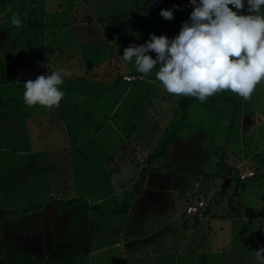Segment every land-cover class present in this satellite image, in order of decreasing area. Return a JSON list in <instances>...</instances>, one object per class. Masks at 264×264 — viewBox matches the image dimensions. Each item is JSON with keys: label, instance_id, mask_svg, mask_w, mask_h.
<instances>
[{"label": "rangeland", "instance_id": "1", "mask_svg": "<svg viewBox=\"0 0 264 264\" xmlns=\"http://www.w3.org/2000/svg\"><path fill=\"white\" fill-rule=\"evenodd\" d=\"M0 1V105L4 107V110L0 111V115H12L11 113L15 112L12 109L14 108V102L18 97L11 95L13 87L8 86L6 91L3 89L8 83L11 84L17 81L12 80L9 82L10 78L12 79L8 70L11 65L10 59H14V57L10 55L14 51L9 52V50L12 49V47H26L27 49L28 45L32 44L35 46L33 50L30 49L26 52L22 50V53H24L26 57L42 56L46 50L41 44L44 41H41V38L46 31L37 24L38 21L43 22L40 13H37V17L35 16L36 14L33 15L31 22L25 21V18L22 19L20 27L12 25L10 23V17L13 12L20 15L21 7L23 8V1L17 0V3H14L16 0ZM57 1H59V7H55ZM71 1L72 4L75 2H79V5L81 4V0H46L50 8L46 12V15L49 13L47 15L48 19H46V21H48L49 30H53L57 35L69 38L71 41L79 38L93 39L102 36V40L106 39V45L98 44L99 42H87L89 43V57L95 56L92 58L94 60H89L88 66L81 70H79V65L82 66L85 63L76 60L75 65L79 70V75L88 77L92 76L93 73L96 74L95 70L103 69L108 64L112 69L111 73H108L106 68L101 71L99 82L100 86L104 89H102L103 92L98 91L99 95L96 94V96L91 98L95 109L93 111H87L85 115L87 101L86 99H82L76 103L79 109L75 110L73 113H80L81 118L88 117V119H91L93 116L92 121L99 124L106 119V116L107 119H109V113L114 110V113H116L113 120L114 122H111L110 126L107 125V127L102 128V132L98 133L95 143L98 146H106V140L110 138L111 144L107 142L108 145L110 144V147L115 148L116 145L122 144L123 146L119 148L124 149L125 146L129 147L131 145L122 142L123 137L118 135L115 131V127L117 129V127L119 128L121 125H124L121 120L122 117L130 113L136 118H140V111H143L142 107H148L150 104L156 103L157 101L168 105L167 110H165L166 112L164 111V113H167L170 109L178 106L177 104L181 95L165 92L160 86L159 81L155 79V70L148 73L147 76H143L142 79H139V77L136 79L135 74L137 72L135 71L134 65L132 63H121L119 56L122 55L124 47L129 44L144 43L145 40L149 39V33H154L156 35L163 34L170 38L176 35L179 31L181 22L188 18L192 6L189 4V0H147L142 6L138 5V2H141V0H108L107 3H105L104 0H92L90 7L101 8H97V15L99 14L100 16L98 18L102 20L100 23L94 20L87 22L88 24L85 26V29L81 24L75 23L73 17V10H75V8H72L70 4ZM41 2L42 0L35 1V5L40 6V9ZM161 8H172L173 18L171 20L162 18L159 15V10ZM245 11L246 8H242L238 11V14L245 13ZM36 12L38 11L36 10ZM55 19H57V24L53 23ZM84 32H89L90 37H86L87 33L84 34ZM94 50L100 52L94 53ZM105 53H108L109 56L105 57ZM149 54L152 55L153 58L155 57L154 52L150 51ZM66 64L65 62L51 63V68L54 69L57 68V66L60 67ZM2 65L5 66V70H2ZM154 67H158V65ZM13 68L12 66L11 69ZM2 71L4 74H2ZM37 72L45 73L46 68L40 66ZM73 72L75 71L71 69L64 75L69 76ZM137 76H142V74L139 73ZM19 77L24 78L23 73L20 74L19 72ZM128 78H130V80ZM21 96L23 100V95ZM156 96L159 97V99L156 98ZM223 96L224 98L209 104H193L189 109V116L187 119L188 127L186 126L180 131L182 132L181 137L186 139L185 137L188 135V132L197 131L199 128L201 132L204 131L206 134L210 135L212 146L214 150L217 151L218 162H222L223 156L226 154L236 153L239 154V156H249L256 149L257 152L253 155L252 161L258 163L260 161L258 160L260 157L259 155L261 153L264 154V80L256 85L250 98L247 100H244L242 97L228 90ZM76 97L77 95L74 96V99H76ZM95 101L98 103L97 105H95ZM115 101H120V103L115 105ZM132 102H134V105L131 106ZM100 103L105 104L100 105ZM73 104H75L74 101ZM32 107H34V105H32ZM43 107H45V105H43ZM157 112L160 113V110L158 109ZM37 114L43 115L41 111H38ZM89 114L92 116L89 117ZM164 118L165 115L162 114V121L165 120ZM239 118L244 126L241 125V127H239ZM84 121L85 123L83 125H79V121L75 120L73 125L70 124L67 126L68 128L70 127L68 131L70 137H74L75 134L73 133H76L78 138H82L88 136L89 132H98L99 127H96V124H87V120ZM232 121H236L235 125L230 124ZM68 122H73L72 117L68 119ZM126 122H128V119H126ZM45 124L46 126H50L51 123L46 120ZM147 126H144L145 128L143 129L152 128V132H157L155 124ZM242 126L244 128V134ZM239 134L240 138L238 137V139L236 138L235 140L233 136H239ZM143 136L144 135H142V139H145L144 144L147 145L146 147L151 146L153 143L152 141H148L149 135L147 134L144 138ZM152 137H154L153 133L151 138ZM55 138L60 140V136H56ZM224 150L228 151V153ZM179 155H181L180 152ZM148 159L147 157L146 160ZM178 159L181 160L182 157ZM12 162L13 158H8L7 160L4 157V159H0V209L4 208L10 212L20 205V203H24L22 207L26 206L30 209L20 213L7 212V216L4 215V217H0V264H136V261H138L139 264H184L183 262H178L180 255H165L167 253H162L159 247L155 249L153 244L146 246V252L150 251L153 253L145 255V257H142L141 254H131L122 260L124 257L122 254L124 252V235H130L133 229L141 230V228H138L140 223H137L136 217L141 218L151 209V206H146L144 204L146 196L142 199L134 198L131 204L132 207H130L131 209L129 208L123 211V214H111L105 215V217H103V215L100 216L99 213H95L92 209L86 212L84 209V202H86L87 199L84 200L85 198H83V202H80L79 205L63 204L62 206L52 207L51 202L53 199L50 196L46 199L50 204L44 205V207L40 206L38 207L39 210L35 211L36 207L33 206L31 208L30 206L32 204L31 202L30 204L27 203L28 199L20 197L21 193L24 191L23 187H20L15 179ZM166 162L169 164L170 160H166L162 162V164ZM148 163L150 164V160ZM177 163L175 164L176 166H184L185 164L184 161H182V163ZM34 165L37 166L35 163ZM215 165L216 164H214V166ZM46 167H48V165H45V169ZM198 176H200V174H197L196 178H193L191 181L192 187L190 190L194 189L193 186ZM227 176L230 177L231 181L229 185H227V189L232 190V185H239L235 194L233 192L226 193L225 200H231L235 196L238 201L246 200V204L252 207L251 210H247L249 216H251V221H248L247 229L242 228L240 224L238 225L236 231L237 241H234V244L231 245V247H233L232 250L235 251V245L241 244L239 246L242 249L241 252L234 255L232 253H222L216 256V259L217 261L219 259L224 260L225 264H264V254H261V256L257 255V250L260 246L259 237H252L253 233H256L258 225L259 228L262 227L264 229V219L260 218L264 216V175H258L255 178L250 180L247 179L239 183V170L237 168L233 169L231 174ZM40 178L44 180L47 179L45 170ZM25 182L26 178L22 186L25 185ZM243 184L245 187H242ZM47 186L51 187L52 185L46 183V187ZM55 188L53 189L55 190ZM132 188L133 185L131 186V189ZM222 190L221 187L219 194L222 193ZM193 191L196 193V190ZM126 192L127 190L122 193V197H124ZM181 192L182 193L179 192L178 194L179 203L177 202L176 212L180 214L184 213L183 215H185L187 212V201L190 199L188 195L189 189L181 190ZM237 193H239L238 198ZM61 196L66 195L62 192ZM105 197L106 196L100 201V203L102 202V205H100L103 207V210H105L104 212H113L121 207V205H112L114 204L112 201L114 200V202H117V199H105ZM137 199L138 201L133 205L134 201ZM222 199L223 198H219V200ZM36 200L37 199H35L34 202H37ZM197 201L198 198L196 197L192 199L190 203ZM121 202H123V200H121ZM225 205L226 204H224L223 207H225ZM52 208H54V211L51 210ZM163 208V206H158V209ZM61 212H64V215H61ZM158 215L159 214L155 213L154 217L158 219ZM120 231L122 232V236H120ZM165 231L163 233H166ZM170 231L171 229H168V232ZM222 233L223 236L227 237L226 232ZM222 233L220 232V234ZM206 234L208 239H206L204 242L205 245L199 248L198 251H205L208 248L211 251L212 232ZM161 235L162 238H164L161 233L157 234L155 237L158 238ZM244 237H246L245 240ZM13 244L15 252L10 255L7 253V250H10ZM226 244L227 242H224V245ZM134 248L135 247H132L131 249ZM187 249L189 248L184 249L182 255L183 261L185 260L184 257L188 254ZM227 249H229V247H226V250ZM201 251L196 256L188 257L187 260L184 261L185 264H198L196 263V259L198 257L200 258L202 255ZM159 254L163 256L160 257ZM209 256L213 259L211 255ZM139 257L140 259H138ZM202 262L203 261H199V264H202ZM224 263L219 262L215 264Z\"/></svg>", "mask_w": 264, "mask_h": 264}, {"label": "crops", "instance_id": "2", "mask_svg": "<svg viewBox=\"0 0 264 264\" xmlns=\"http://www.w3.org/2000/svg\"><path fill=\"white\" fill-rule=\"evenodd\" d=\"M22 1L23 8L21 7L20 15L23 14L25 17L34 13L37 17V13H40L41 20L43 19V22L40 21V27H43L46 32L43 33L41 41H44L41 44L46 51L40 57H26L22 50L24 52L30 49L33 50L35 46L32 44L28 45L27 49L26 47H12L9 50V52L14 51L10 54L14 59H10L11 65L8 70L12 79L10 78L9 82L12 80L17 81L11 84L8 83L9 85L7 84L3 89L6 91L8 86L13 87L11 95L17 96L18 99L14 102V108L12 109L15 112L11 113L12 115H0V159H4V157L7 160L13 158V173L24 191L20 197L28 199L27 203L30 204L31 202L30 207H36L35 211H38L40 206L44 207V205L50 204L46 201L50 196L53 199L51 202L52 207L62 206V201L72 198H85L84 200L87 199L89 205H102L100 201L104 196H106L105 199H117V202L112 201L114 203L112 205L119 206L122 203L121 200H123L122 193L130 190L131 186L138 181L141 168L148 167L145 184L136 198L142 199L146 196L144 204L151 206V211L149 210L141 218L136 217L137 223H140L138 228H141V230L133 229L130 235H124V252L122 253L124 257L122 260L131 254H141L142 257H145V255L153 253L146 252V246L153 244L155 249L159 247L162 253H167L165 255H180L178 262L185 264L184 261L188 257L200 253L201 250L198 251V249L205 245L204 242L208 239L206 233L208 232H212L211 251L209 248L201 251L202 255L196 259V263L199 264V261H203L202 264L224 263V260L219 259L217 261L216 256L222 253H232L233 255L240 253L242 249L239 246L241 244L235 245V251L232 250L231 245L234 244V241H237L236 231L238 225H242L244 229L248 228V221H251V216H249L247 210H251L252 207L246 204V200L238 201L236 196L231 200H225L226 193L233 192L235 194L239 185L234 184L231 187L232 190L227 189V185L231 182L230 177L227 175L237 168L240 173L241 169L245 167L257 169V174L254 177L247 178L249 180L258 175H264V154L259 155L258 160L260 161L258 163L252 161L253 155L257 152L256 149L249 156H239L236 153L226 154L223 156L222 162H218L217 151L212 146L210 135L204 131L201 132L198 128L197 131L188 132L186 139L181 137L182 132H180L179 138L172 141L167 155L151 158L149 164L146 160L147 157L149 158L154 152L164 130L168 127L178 109V106H176L177 108L174 107L164 113L168 105L162 104L160 101L150 104L148 107L143 106V111H140V118L128 113L121 119L124 125L120 124L121 127H117V129L115 127L117 134L123 137L122 142H126L131 146H125L124 149H120L123 146L122 144L116 145L115 148L110 147V138L106 140V146H98L95 143L96 137L98 133L102 132V128L107 127V125L110 126V123L114 122V116L116 115L114 110L109 113V119L106 116V119L99 124L92 121L93 116L91 114H89V117L92 116V118L88 119V117L81 118L80 113L73 112L79 109L76 103L82 99L87 101L85 115L87 111H93L95 106L91 98L96 94L99 95L98 91L103 92L102 89L104 88L100 86L99 82L100 74L105 68L108 73L112 72L109 64L103 69L95 70L96 74L93 73L90 77L78 73L79 70L88 66L89 60H94L92 58L95 57H89V43L87 42H99L98 44L106 45V39L102 40L103 37L99 36L93 39L79 38L71 41L69 38L57 35L55 31L49 30L48 21H46L49 14L46 15V12L50 9L46 0H42L41 9L40 6L35 5L36 0ZM17 2L16 0L14 3ZM91 2L92 0H81L80 5L79 2L73 4L72 1L70 2L72 8H75L73 10L75 23L81 24L85 29L87 22L94 20L100 23L102 20L98 18L100 15H97V8H101L90 7ZM104 2L107 3L108 0H104ZM146 2L147 0H141L138 5L142 6ZM55 7H59V1L56 2ZM53 23L57 24V19L53 20ZM84 34H86V37H90L89 32H84ZM93 52L100 51L94 50ZM107 56H109L108 53H105V57ZM76 60L85 63L82 66L79 65V70L75 65ZM61 62L67 63L63 65L64 68L72 69L75 72L69 76L64 75L63 82L60 85L64 89V95L60 98L59 103L51 106L45 105V107L42 104H34V107L24 104L21 99L22 84L29 78H35L39 74L37 70L40 66L46 68L47 72L52 70L51 63ZM12 66L13 69H11ZM3 69L5 70V66L2 65ZM19 72L20 74L23 73L24 78L19 77ZM2 74H4L3 71ZM75 95H77L76 99H74ZM156 98L159 99L157 96ZM73 101L75 104H73ZM119 103L120 101H117L115 105ZM97 104L95 101V105ZM104 104L100 103V105ZM132 105H134V102H132ZM158 109L160 113L157 112ZM3 110L4 107L0 105V111ZM38 111H41L43 115H38ZM162 114L165 115L163 121L161 119ZM70 117L73 119L72 123L68 122ZM126 119H128V122H126ZM46 120L51 123L50 126H46ZM75 120L79 121V125H83L84 120H87V124H96V127H99L98 132H89L88 136L82 138H78L76 133H73L75 134L74 137H70V133H68L70 127L67 126L73 125ZM239 121V127H241L243 123L240 118ZM235 123L236 121H232L230 124L235 125ZM151 124H155L158 128V130L156 128L157 132H152V128L143 129L144 126H151ZM242 131L244 134V128ZM152 133L154 137L151 138ZM147 134L149 135L148 141L153 143L148 147L144 144L145 139H142V135L146 136ZM56 136H60V140L55 138ZM238 137L240 138V134L239 136H233L235 140ZM107 142L110 144L108 145ZM179 152L181 155H179ZM225 152L228 153V151ZM179 157H182V159H178ZM166 160H170V163L162 164ZM177 160L178 163L184 161V166H176ZM214 164L216 165L214 166ZM45 165H48L46 169ZM44 170L47 173L46 180L40 178ZM197 174H200V176L196 179L194 189L190 190L192 187L191 181L196 178ZM25 178V185L22 186ZM247 179L242 180L239 177L238 181L242 183ZM46 183L52 186L46 187ZM221 187L223 190L219 194ZM242 187H245L244 184ZM184 189H189L190 199L187 201V206L196 197L198 200L200 198L206 199L207 205L202 208L200 214H188L186 212L183 215L184 213L176 212V205L179 203L178 194L179 192L182 193L181 190ZM193 190H196V193ZM62 192L66 196H61ZM238 195L239 193H237V198ZM219 198L223 199L219 200ZM35 199H37V202H34ZM137 201L138 199L134 201L133 205ZM79 204L80 202L71 205ZM224 204H226L225 207H223ZM20 205H24V203H20ZM158 206L164 208L158 209ZM51 210L54 211V208ZM155 213L159 214L158 219L154 217ZM60 214L64 215V212ZM260 218L264 219V216ZM168 229H171V231L168 232ZM164 231L166 233H163ZM220 232H226L227 237L223 236V233L220 234ZM160 233L163 234L164 238H162V235L158 238L155 237ZM120 236H122L121 231ZM254 236L259 237L260 246L258 249L264 248V229L259 228L258 225L256 233H253L252 237ZM245 239L246 237H244ZM224 242H227V244L224 245ZM132 247L135 248L131 249ZM226 247H229V249L226 250ZM186 248H189L187 249L188 254L183 261L182 255ZM261 254H264V252H261ZM159 256L163 255L159 254ZM135 263L139 264L138 261Z\"/></svg>", "mask_w": 264, "mask_h": 264}, {"label": "clouds", "instance_id": "3", "mask_svg": "<svg viewBox=\"0 0 264 264\" xmlns=\"http://www.w3.org/2000/svg\"><path fill=\"white\" fill-rule=\"evenodd\" d=\"M189 4L192 10L176 35L149 33L144 43L124 47L120 62L132 63L142 78L155 70L165 92L201 103L223 90L249 99L264 80V0H189ZM242 8L245 13L238 14ZM159 15L171 20L173 9L161 8ZM10 23L20 27L21 16L13 12ZM67 71L60 66L27 79L22 84L24 104H58ZM261 252L264 248L257 255Z\"/></svg>", "mask_w": 264, "mask_h": 264}, {"label": "trees", "instance_id": "4", "mask_svg": "<svg viewBox=\"0 0 264 264\" xmlns=\"http://www.w3.org/2000/svg\"><path fill=\"white\" fill-rule=\"evenodd\" d=\"M229 7H232V6L229 5ZM33 15H34V13H31L29 16H25V17L23 14H21L20 16H21V19L25 18V21L31 22ZM37 24L40 25V21H38ZM138 74L139 73L135 74L136 79L138 78V76H137ZM226 91L227 90H223L219 93H216V94L208 97V99H206L204 104H209L211 102H214L216 100L224 98L223 95H225ZM199 103H201V102L194 97H186V96L180 97L179 102H178V109L174 113V116H173L172 120L170 121L168 127L164 130L157 147L154 149V152L150 155L148 161L151 160V158L154 159L156 157H161V156L167 155L172 141L178 139L180 131L188 125L187 119L189 116L190 107L193 104H199ZM147 172H148V167L141 168L138 181L133 184L132 189L127 190V192L125 193V195L123 197V202L121 203V207L116 209L115 211L104 212L105 210H103V207L101 205H89L87 201L84 202V209L86 210V212H89V210L92 209L95 213H99L100 216L103 215V217H105V215H111V214L112 215L118 214V213L123 214L124 213L123 211H125L131 207L133 199L136 198L138 196V194L140 193V191L143 189V186L145 184L147 174H148ZM78 202H83V199L72 198V199L62 201V204L71 205L73 203H78ZM22 206L23 205H18L14 210H12L10 212L20 213L22 211H28L30 209L29 207H26V206L22 207ZM101 211H103V212H101ZM7 212H9V210L1 208L0 209V217L2 218V217H4V215L7 216L8 215ZM106 217H110V216H106ZM11 248H10V250H7V253L10 255H12V253L15 252L14 244L11 246ZM13 263H15V262H13Z\"/></svg>", "mask_w": 264, "mask_h": 264}, {"label": "built area", "instance_id": "5", "mask_svg": "<svg viewBox=\"0 0 264 264\" xmlns=\"http://www.w3.org/2000/svg\"><path fill=\"white\" fill-rule=\"evenodd\" d=\"M140 79H142V76H138ZM130 79V78H128ZM257 174V169L252 167H245L242 168L239 177L240 179H247L249 177H254ZM207 205L206 199L200 198L197 202L189 203L187 206V213L188 214H200L202 208H204Z\"/></svg>", "mask_w": 264, "mask_h": 264}]
</instances>
